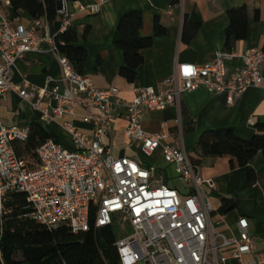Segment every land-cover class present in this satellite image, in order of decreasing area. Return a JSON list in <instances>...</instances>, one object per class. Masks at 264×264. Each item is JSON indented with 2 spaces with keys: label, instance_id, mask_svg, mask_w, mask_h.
<instances>
[{
  "label": "built area",
  "instance_id": "1",
  "mask_svg": "<svg viewBox=\"0 0 264 264\" xmlns=\"http://www.w3.org/2000/svg\"><path fill=\"white\" fill-rule=\"evenodd\" d=\"M107 1L80 6V11L98 14ZM170 1L184 5L188 0ZM1 6L11 8L12 4L0 0ZM58 13L63 18L61 31L53 34L46 20L43 36L23 24L12 29L9 20L0 15V98L16 93L41 112L46 125H58L75 145L69 151L48 140L37 150L39 167L31 170L15 151V143L29 139L30 127L0 126V214L8 195L18 192L26 195L32 219L49 230L66 225L74 233L87 231L92 210L96 211L97 228L114 227V219H119L132 231L116 241L120 264H264V252L255 253V240L244 230V220L239 221L238 239H227L215 231L211 223L214 209L201 189L203 183L209 187L212 183L202 181L199 168L183 149L165 143L170 137L168 125L163 124L162 131L154 135L142 129L146 113L170 107L181 111L182 96L200 88L211 95H225L227 105L248 89L264 91V51L246 49L239 56L241 67L230 76L225 69V62L233 57L230 53L218 52L203 66L178 64L174 74L163 81V90L143 88L133 101H126L119 97L117 87L97 88L61 54L56 38L71 23L64 3ZM35 27L41 25L36 22ZM45 52L57 58L62 77L57 81L49 78L45 88L25 81L18 89L13 82L17 62L26 54ZM116 108L126 115L130 143L146 157L160 150L186 184V194L167 186L164 172L159 176L136 159L114 156L104 137L110 133ZM77 109L83 111L85 124L95 126L93 139L65 120ZM229 247H234L230 254L218 255L219 249ZM246 256L253 259L245 262Z\"/></svg>",
  "mask_w": 264,
  "mask_h": 264
},
{
  "label": "crops",
  "instance_id": "2",
  "mask_svg": "<svg viewBox=\"0 0 264 264\" xmlns=\"http://www.w3.org/2000/svg\"><path fill=\"white\" fill-rule=\"evenodd\" d=\"M56 1L64 3L71 27L79 37L86 35L85 43H81L87 50L82 68L84 76L89 77L99 89L117 87L119 97L126 101H133L143 88L163 90V81L174 74L178 64L203 66L211 63L216 53L226 52L233 55L225 62L226 73L230 76L241 67L239 56L246 49L264 51V0H188L184 5L170 0H108L101 12L95 15L80 11V6L97 5L101 0ZM243 7L248 19L246 38L227 40L228 12ZM132 11L142 13L141 36L153 38V41L141 52L144 63L135 81L129 83L120 76L125 60L113 41L120 20ZM20 13V16L14 15L12 6L0 7V15L9 20L12 29L23 24L38 36L44 35L45 17L31 21L23 16V12ZM36 22L41 27H35ZM157 22L165 33L155 37ZM62 24L63 18L59 15L56 22L50 23L51 32L59 33ZM43 48L48 51L49 46L44 44ZM261 72L264 79V66ZM61 77L62 68L49 52L26 54L17 62L13 72V82L18 89L25 81L45 88L49 78L57 81ZM83 115V111L77 109L74 116H67L65 120L93 139L95 126L85 124ZM32 124H40L64 149L75 150L69 135L56 124L46 125L41 112L29 102L23 101L16 93L0 98V126L30 127ZM163 124L168 125L170 132L165 143L183 149L191 162L198 164L202 181L212 183V187L203 183L201 189L203 197L214 209L211 223L215 231L227 239H238L241 232L239 221L244 220V230L255 240V253L264 252V155L258 154L247 166L239 167L229 156H203L198 146L206 131L231 130L238 138L249 140L256 133V126L264 124V91L248 89L232 105H227L225 95H211L200 88L182 96L181 111L170 107L163 112L146 113L142 129L154 135L162 131ZM127 125L125 113L116 108L110 133L104 137L106 145L113 149L115 157L128 156L154 170L142 160L141 156H146L141 150L126 137ZM155 154L163 159L160 150ZM163 172L165 181L170 184L174 179L173 170L169 168ZM168 173L170 179L167 178ZM185 188L178 190L186 194ZM226 204L231 208L221 213L220 209ZM233 250L234 247L219 249L218 255H227ZM252 259L253 256L244 257L245 262Z\"/></svg>",
  "mask_w": 264,
  "mask_h": 264
},
{
  "label": "trees",
  "instance_id": "3",
  "mask_svg": "<svg viewBox=\"0 0 264 264\" xmlns=\"http://www.w3.org/2000/svg\"><path fill=\"white\" fill-rule=\"evenodd\" d=\"M10 1L16 16L23 12V16L31 21L45 17L51 24L59 19L56 0ZM228 17L227 40H244L248 30L245 8L229 11ZM142 27V13L132 11L122 17L114 36L113 43L125 60L120 76L129 83L135 81L144 63L141 52L153 41V38L141 36ZM164 33L157 22L155 37ZM56 40L61 54L70 60L79 74L84 75L82 68L87 50L81 43H85L86 35L79 37L77 31L69 27ZM30 129L29 139L15 143V151L27 161L31 170H35L39 167L38 148L53 136L40 124H32ZM198 146L203 156H229L239 167H245L258 154L264 155V124L256 126V133L249 140L238 138L231 130L206 131ZM230 208L226 204L220 212L225 213ZM116 241L113 227H96L95 210L90 214L87 231L74 233L66 225L46 229L32 219V208L23 193H10L0 214V264H120Z\"/></svg>",
  "mask_w": 264,
  "mask_h": 264
},
{
  "label": "rangeland",
  "instance_id": "4",
  "mask_svg": "<svg viewBox=\"0 0 264 264\" xmlns=\"http://www.w3.org/2000/svg\"><path fill=\"white\" fill-rule=\"evenodd\" d=\"M4 12V11H2ZM142 160L149 166H151L155 172L158 173L159 176L162 175L163 170L165 169H169L171 168L173 170L174 173V179H172V181L166 184L169 187L175 188V189H180V190H184V188L186 187V184L184 183L183 180L180 179V177L178 176V174L176 173L175 167L172 165L167 164L164 159L161 158V156H159V154H155L152 157H142ZM167 178L170 179V174H167ZM185 193H187L186 191H184ZM114 233L117 237V239H121L123 238L125 235H129L132 233V231L130 230L129 225H123L119 222V219H114ZM125 234V235H124Z\"/></svg>",
  "mask_w": 264,
  "mask_h": 264
},
{
  "label": "water",
  "instance_id": "5",
  "mask_svg": "<svg viewBox=\"0 0 264 264\" xmlns=\"http://www.w3.org/2000/svg\"><path fill=\"white\" fill-rule=\"evenodd\" d=\"M57 8L61 9L62 8V3L61 2H57Z\"/></svg>",
  "mask_w": 264,
  "mask_h": 264
}]
</instances>
